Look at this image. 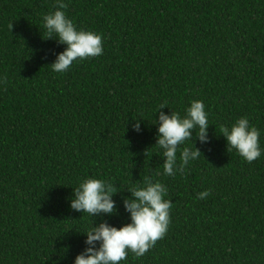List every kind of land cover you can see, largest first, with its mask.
I'll return each instance as SVG.
<instances>
[{
  "label": "trees",
  "instance_id": "trees-1",
  "mask_svg": "<svg viewBox=\"0 0 264 264\" xmlns=\"http://www.w3.org/2000/svg\"><path fill=\"white\" fill-rule=\"evenodd\" d=\"M64 2L104 51L56 73L66 45L43 27L56 0H0V264H75L92 225L131 222L124 202L146 180L167 187L171 223L126 264H264V155L247 162L220 132L246 117L264 148V0ZM193 100L209 143L194 131L184 146L201 157L165 175L158 111ZM88 178L117 189L115 214L71 208Z\"/></svg>",
  "mask_w": 264,
  "mask_h": 264
},
{
  "label": "clouds",
  "instance_id": "clouds-1",
  "mask_svg": "<svg viewBox=\"0 0 264 264\" xmlns=\"http://www.w3.org/2000/svg\"><path fill=\"white\" fill-rule=\"evenodd\" d=\"M56 8V11L43 17V27L48 38L58 37L59 43L66 45V48L51 65L52 71L65 73L74 62L103 55V36L93 31L78 30L63 11L67 8L64 0H56ZM164 108L168 107L161 105L158 111L156 147L164 157V174L172 176L201 157L196 147L193 150L184 145L192 141L194 131L202 144L209 143L210 125L206 106L201 100H193L183 116L172 110L166 114L162 111ZM133 129L139 131V120ZM220 132L227 140L228 150L235 149L247 162L256 161L264 155V148L260 144L261 131L251 125L248 118L241 117L230 127L221 125ZM129 191L132 198L125 200L124 205L130 213L131 222L119 228L106 222L92 225L85 232L88 247L76 257L75 264H126L129 252L142 257L165 236L171 223L170 210L173 206L171 200L165 199L167 187L161 182L146 180L142 185L130 186ZM116 192L117 189L107 181L88 178L75 188V199L70 206L89 216L100 213L113 215L116 211L113 199ZM210 195V191L205 190L199 192L197 198L205 200Z\"/></svg>",
  "mask_w": 264,
  "mask_h": 264
}]
</instances>
